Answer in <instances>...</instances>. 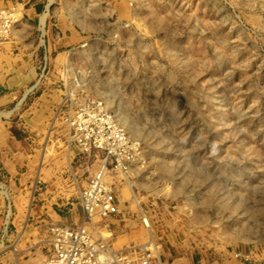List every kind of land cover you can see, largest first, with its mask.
Returning a JSON list of instances; mask_svg holds the SVG:
<instances>
[{
    "label": "rangeland",
    "instance_id": "rangeland-1",
    "mask_svg": "<svg viewBox=\"0 0 264 264\" xmlns=\"http://www.w3.org/2000/svg\"><path fill=\"white\" fill-rule=\"evenodd\" d=\"M8 12L0 226L21 264H41L50 228L79 224L101 171L119 249L264 264V0H0ZM76 114L94 121L81 144Z\"/></svg>",
    "mask_w": 264,
    "mask_h": 264
},
{
    "label": "built area",
    "instance_id": "built-area-1",
    "mask_svg": "<svg viewBox=\"0 0 264 264\" xmlns=\"http://www.w3.org/2000/svg\"><path fill=\"white\" fill-rule=\"evenodd\" d=\"M12 18L14 16L8 13L0 14V38H6L16 26L17 20ZM87 122L92 124L94 121ZM87 122L77 114L72 120L71 127L79 144L84 137L93 133L92 126ZM97 125L104 129L106 123ZM96 146H105V141H100V145ZM107 177L105 172H99L83 192L80 202L83 220L80 227H58L49 231L48 252L41 264H161L157 247L152 248V244L131 246L126 252H111L113 245L111 247L112 243L103 237L102 228L108 230V225L120 215V211L114 186L105 181ZM9 228L7 225L5 233L0 232V264H6L2 260L7 256L5 246Z\"/></svg>",
    "mask_w": 264,
    "mask_h": 264
},
{
    "label": "bare ground",
    "instance_id": "bare-ground-1",
    "mask_svg": "<svg viewBox=\"0 0 264 264\" xmlns=\"http://www.w3.org/2000/svg\"><path fill=\"white\" fill-rule=\"evenodd\" d=\"M14 13L15 12H8V14H9V16H11V15H13L14 16V18H16V16L14 15ZM14 18H12L13 20H14ZM43 22H44V18H42L41 19V29H43ZM12 32H13V30H12ZM0 39H3V38H0ZM33 91V89L32 90H30V91H28L26 94H25V96H24V98H23V100H22V102L26 99V97L31 93ZM21 102V103H22ZM10 116H11V114L10 115H5V114H0V120H9L10 119ZM96 176V175H95ZM94 176V177H95ZM93 177V178H94ZM92 178V179H93ZM91 179V180H92ZM105 181L106 182H111V179L109 178V177H107L106 179H105ZM89 185V184H88ZM88 185H87V187H88ZM87 189V188H86ZM85 189V190H86ZM119 201V200H118ZM80 202H81V200H80ZM80 206H81V203H80ZM119 211H120V209H119ZM81 220L79 221V224H77V225H74L73 227H69V228H78V227H80L81 225H82V220H83V216H82V213H81ZM142 224L143 225H147V220H146V218H142ZM6 226H7V222H3L2 224H1V226H0V232L1 231H3L2 233H5V228H6ZM148 226V225H147ZM149 227V226H148ZM62 228H66V227H62ZM68 228V229H69ZM52 229H55V228H50L49 229V231L50 230H52ZM98 229L100 230V226L98 227ZM103 230H104V235H103V237L107 240V241H110V243H112L111 244V247H112V245H113V250H111V252H113V253H119V252H126V250H128V248H130L131 246H129V247H124V248H122V249H119L118 247H117V245H118V243H119V241L118 242H114L113 243V241H112V233H110L109 232V230H107L106 228H102ZM145 230L146 231H148V232H146V235L144 236V237H150V232H149V229H147V228H145ZM8 232H9V229H8ZM49 233V232H48ZM100 235H101V233H100ZM7 238H9L8 237V233H7ZM47 239H48V237H47ZM47 239L45 240V243L48 245V241H47ZM10 240H12L11 241V244H9L10 245V247L7 249L6 248V250H10V249H12V248H14V250L13 251H11V252H7V251H5V253H7L8 255L7 256H4V258L5 259H3L2 261L4 262V263H6V264H16L14 261H17L18 260V256H17V252H15V249H16V247H17V245H18V242H20V239L19 238H16V239H14V236H12L11 238H10ZM10 240L8 241V243H10ZM120 240V239H119ZM140 242V244H147V242H142V241H139ZM13 244V245H12ZM19 261V260H18ZM20 262V261H19ZM23 264V263H22Z\"/></svg>",
    "mask_w": 264,
    "mask_h": 264
},
{
    "label": "crops",
    "instance_id": "crops-1",
    "mask_svg": "<svg viewBox=\"0 0 264 264\" xmlns=\"http://www.w3.org/2000/svg\"><path fill=\"white\" fill-rule=\"evenodd\" d=\"M80 221V220H79Z\"/></svg>",
    "mask_w": 264,
    "mask_h": 264
}]
</instances>
